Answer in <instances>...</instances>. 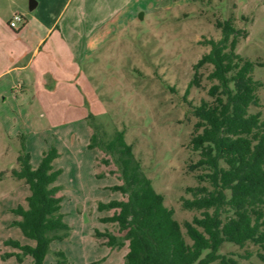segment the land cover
<instances>
[{"label":"rangeland","instance_id":"374dc122","mask_svg":"<svg viewBox=\"0 0 264 264\" xmlns=\"http://www.w3.org/2000/svg\"><path fill=\"white\" fill-rule=\"evenodd\" d=\"M29 1L0 0V264L33 263L8 243L36 244L15 224L22 217L13 209L27 207L31 191L13 170L24 149L37 167L53 146L70 232L51 243L44 264H124L128 244L110 247L97 235L123 238L117 223L103 221L114 210L99 203L124 195L113 189L123 182L118 165L89 146L92 135L124 130L165 206L182 227L192 221L200 212L184 209L182 198L199 184L193 106L207 97L204 88L189 87L193 66L210 51L206 40L222 37L219 22L232 20L245 32L237 52L262 64L253 75L263 83L264 111V0H36L33 17L13 30L10 16ZM231 250L244 252L228 243L221 252ZM248 261L264 264L256 255L239 259Z\"/></svg>","mask_w":264,"mask_h":264},{"label":"trees","instance_id":"16d2710c","mask_svg":"<svg viewBox=\"0 0 264 264\" xmlns=\"http://www.w3.org/2000/svg\"><path fill=\"white\" fill-rule=\"evenodd\" d=\"M219 26L222 37L206 40L211 49L194 64L189 85L204 88L207 95L193 106L196 121L190 138V147L198 154L192 168L199 184L188 188L190 197L182 198L183 208L199 215L181 226L145 175L124 130L107 139L98 132L91 137L89 146L111 155L123 181L113 189L124 198L100 202L99 209L114 210L103 221L117 223L125 234L122 239L109 231L97 235L106 237L110 247L128 244L124 264H255L239 262L254 255L264 262V111L259 96L263 83L253 75L255 66L262 64L237 52L245 32L232 20ZM58 156L53 146L34 167L24 149L20 168L13 170L31 191L27 207L13 209L22 217L15 224L36 244L13 239L8 243L31 255L32 264H44L51 243L70 232L60 211L61 187L56 181L62 170L53 165ZM227 243L244 250L243 254L222 253ZM57 255L65 259L64 252Z\"/></svg>","mask_w":264,"mask_h":264},{"label":"crops","instance_id":"0c3cea01","mask_svg":"<svg viewBox=\"0 0 264 264\" xmlns=\"http://www.w3.org/2000/svg\"><path fill=\"white\" fill-rule=\"evenodd\" d=\"M37 5H38V2H37ZM36 7H37V6H36ZM36 7H35L33 10H30V8L27 7V5H24L23 7H19V8H17L16 10H14L12 14L17 13V12L22 13V14L25 16L26 23H27L28 20L30 19L29 17H30V16L33 17V14H29V17H28V13H29V12L32 13V11H34V10L36 9ZM11 16H12V15H11ZM11 16H10V18H9V20H8V24H9V21H10V19H11ZM9 25H10V24H9ZM10 27H11V26H10ZM11 28H13V27H11ZM13 30H15V28H13ZM41 41H42V39L40 40V42H41Z\"/></svg>","mask_w":264,"mask_h":264},{"label":"built area","instance_id":"2783aa9c","mask_svg":"<svg viewBox=\"0 0 264 264\" xmlns=\"http://www.w3.org/2000/svg\"><path fill=\"white\" fill-rule=\"evenodd\" d=\"M24 16L20 13H14L12 18L9 21L11 27L16 28L19 23L24 22Z\"/></svg>","mask_w":264,"mask_h":264},{"label":"water","instance_id":"95a60500","mask_svg":"<svg viewBox=\"0 0 264 264\" xmlns=\"http://www.w3.org/2000/svg\"><path fill=\"white\" fill-rule=\"evenodd\" d=\"M36 6H37V1L36 0H30L29 1L30 10H33Z\"/></svg>","mask_w":264,"mask_h":264}]
</instances>
